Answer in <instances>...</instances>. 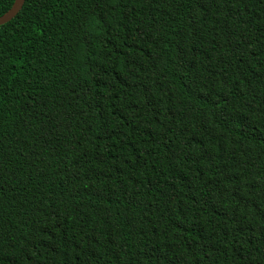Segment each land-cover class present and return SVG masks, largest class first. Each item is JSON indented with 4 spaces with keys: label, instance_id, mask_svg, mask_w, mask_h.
Here are the masks:
<instances>
[{
    "label": "trees",
    "instance_id": "obj_1",
    "mask_svg": "<svg viewBox=\"0 0 264 264\" xmlns=\"http://www.w3.org/2000/svg\"><path fill=\"white\" fill-rule=\"evenodd\" d=\"M0 264H264V0H26Z\"/></svg>",
    "mask_w": 264,
    "mask_h": 264
},
{
    "label": "water",
    "instance_id": "obj_2",
    "mask_svg": "<svg viewBox=\"0 0 264 264\" xmlns=\"http://www.w3.org/2000/svg\"><path fill=\"white\" fill-rule=\"evenodd\" d=\"M26 0H15L11 9L0 17V26L12 21L22 10Z\"/></svg>",
    "mask_w": 264,
    "mask_h": 264
}]
</instances>
